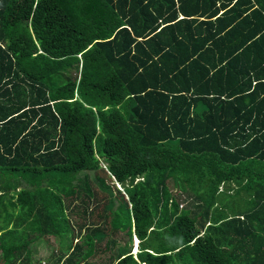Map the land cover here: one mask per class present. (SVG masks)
<instances>
[{
    "label": "trees",
    "instance_id": "1",
    "mask_svg": "<svg viewBox=\"0 0 264 264\" xmlns=\"http://www.w3.org/2000/svg\"><path fill=\"white\" fill-rule=\"evenodd\" d=\"M117 234L95 264H264V0H0V264Z\"/></svg>",
    "mask_w": 264,
    "mask_h": 264
},
{
    "label": "rangeland",
    "instance_id": "2",
    "mask_svg": "<svg viewBox=\"0 0 264 264\" xmlns=\"http://www.w3.org/2000/svg\"><path fill=\"white\" fill-rule=\"evenodd\" d=\"M91 177L94 179V175H92ZM116 187L118 188V186H116ZM120 189L123 190L121 187H120ZM76 203H78V201H76L75 204ZM181 204L183 205L184 208L186 207V203H184L183 201L181 202ZM112 238H114V239L118 238L119 241L121 242V244L124 243L123 234H117V235H114L112 237L106 236L105 239L101 242V252L103 253L104 250H106L105 245L108 241L111 242L110 248L108 249L107 252L104 253V255L99 254L98 257L92 256L89 259V262H91L93 264L104 262L109 257H111L113 255L114 244L112 243V241H110ZM48 239H49L48 241H43V242L38 241L35 243V245L32 248L31 264H46V262L47 263L51 262L53 257L59 255V253H60L59 247L61 245L60 239L58 237L56 239L54 236H48ZM137 243L138 242L136 241V245H137ZM133 253H135V251H133ZM54 260H56V259L54 258L53 261Z\"/></svg>",
    "mask_w": 264,
    "mask_h": 264
},
{
    "label": "crops",
    "instance_id": "3",
    "mask_svg": "<svg viewBox=\"0 0 264 264\" xmlns=\"http://www.w3.org/2000/svg\"><path fill=\"white\" fill-rule=\"evenodd\" d=\"M49 239H48V237H44V238H42L41 240H40V242H43V241H48ZM78 240H79V238H78ZM77 238L74 240V244L75 243H77ZM135 243V242H134ZM139 245V244H138ZM134 246H135V248L137 247V249H138V246L136 245V243L134 244ZM134 248V251L136 252V249ZM138 252V251H137ZM136 255V254H135ZM56 257H59V255H57Z\"/></svg>",
    "mask_w": 264,
    "mask_h": 264
},
{
    "label": "clouds",
    "instance_id": "4",
    "mask_svg": "<svg viewBox=\"0 0 264 264\" xmlns=\"http://www.w3.org/2000/svg\"><path fill=\"white\" fill-rule=\"evenodd\" d=\"M119 188H120V187H119ZM137 239H138V238L135 237V238H134V242H135V240L137 241ZM138 244H139V240H138L137 246H138Z\"/></svg>",
    "mask_w": 264,
    "mask_h": 264
},
{
    "label": "water",
    "instance_id": "5",
    "mask_svg": "<svg viewBox=\"0 0 264 264\" xmlns=\"http://www.w3.org/2000/svg\"><path fill=\"white\" fill-rule=\"evenodd\" d=\"M137 241H138V239H137ZM135 243H136V240H135ZM134 254H137V252H135Z\"/></svg>",
    "mask_w": 264,
    "mask_h": 264
},
{
    "label": "bare ground",
    "instance_id": "6",
    "mask_svg": "<svg viewBox=\"0 0 264 264\" xmlns=\"http://www.w3.org/2000/svg\"><path fill=\"white\" fill-rule=\"evenodd\" d=\"M138 242V241H137ZM138 251V249L136 248V252Z\"/></svg>",
    "mask_w": 264,
    "mask_h": 264
}]
</instances>
